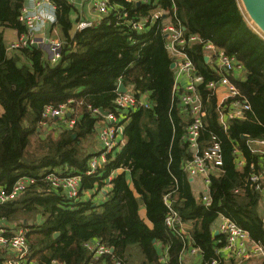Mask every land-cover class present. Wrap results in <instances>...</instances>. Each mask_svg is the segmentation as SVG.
I'll list each match as a JSON object with an SVG mask.
<instances>
[{"label": "trees", "instance_id": "trees-1", "mask_svg": "<svg viewBox=\"0 0 264 264\" xmlns=\"http://www.w3.org/2000/svg\"><path fill=\"white\" fill-rule=\"evenodd\" d=\"M26 0H0V190L10 191L17 180L32 179L15 200L0 203V221L6 232L26 230L29 254L24 264H90L84 243L99 240L113 253L97 264H111V256L124 264H186V246L165 225L168 209L163 198L187 226L190 246L199 251L200 264H242L224 261L217 251L225 239L215 233L219 216L231 219L250 239L264 249V224L259 211L261 194L249 186L259 159L247 147V139L264 140V37L248 25L239 0H150L149 4L110 0V10L94 26L74 30L79 22L69 0H50L62 43V56L55 65L44 59L40 48L7 51L3 33H25L18 17ZM186 35L210 41L238 60L242 79H233L250 106L242 120H231L227 129L218 122L216 99L206 89L215 80L205 64L202 45H192L189 56L204 78L199 93L206 110L202 140L217 137L222 165L210 176L207 209L203 193L193 191L183 170L187 158L181 141L183 117L177 103L171 105L173 70L165 49L164 21L173 13ZM163 14L146 31L137 33L127 21ZM122 13L128 17L123 19ZM123 83L139 99L146 94L150 108L126 114L125 144L95 175L85 176L92 157L89 147L102 116L92 110L114 112L117 86ZM67 105L76 111L72 129H62L56 138L36 136V125L45 106ZM87 145L84 146V143ZM245 165L238 169L233 150ZM111 188L101 204L92 200L69 201L60 190H51L42 180L47 173L81 175L82 189L101 190L103 180ZM130 175V184L125 172ZM144 207L145 218L139 214ZM39 215L42 223H35ZM58 233V236H54ZM5 236H10L6 233ZM6 259L0 253V264ZM264 264V258L262 260Z\"/></svg>", "mask_w": 264, "mask_h": 264}, {"label": "built area", "instance_id": "built-area-1", "mask_svg": "<svg viewBox=\"0 0 264 264\" xmlns=\"http://www.w3.org/2000/svg\"><path fill=\"white\" fill-rule=\"evenodd\" d=\"M79 1L80 4L87 1L99 19L94 22L80 21L75 26L76 30L94 26L110 10L108 4L110 0ZM125 1L143 5L150 2V0ZM163 14L165 12L162 10L155 9L149 16L141 17L135 22H127L134 31L141 33L153 25ZM120 17L125 19L128 15L127 13H122ZM18 21L25 27V33L19 35L20 37L7 47V51L12 52L35 45L36 48H40L43 51L44 58L50 65L57 64L62 56V43L59 39L44 38L42 34L47 24L55 23V6L50 0H26V4L20 11ZM161 32L165 35V49L171 58V64H173L171 105L177 103L180 106L184 119L181 141L186 145L188 155L186 159L189 160L184 162L183 170L191 179H203L205 191L201 201L207 209L211 205V199L208 195L209 179L222 165V153L216 136L211 135L206 141L201 139L206 110L198 89L205 80L197 72L188 51L192 45H202L205 64L216 76V79L207 82L205 87L211 91V94L216 99L218 122L224 130L227 129L229 121L242 120L245 117V113L250 111L249 104L232 82L233 79L243 78L244 68L234 56L227 54L210 41H203L197 35H186L181 22L176 17L174 5L172 16L164 21ZM183 80L186 81L184 86L182 85ZM137 108H150L146 94L141 95L137 99L129 88H127L125 93L117 94L114 100V112L102 116V120L97 126L100 129L96 133L100 149L92 154L88 161L87 170L84 173L85 176L95 175L108 162L109 157H112L122 149L125 144L124 129L128 121L126 114ZM92 113L100 115L96 109H93ZM75 114L76 111L67 105H61L57 108L45 106L36 125L39 136L42 138L46 136L47 129L51 127L53 120H62L65 125L63 129H72L76 123V120L72 118ZM245 144L252 155L261 159L257 170H255L254 164L250 165V169L253 172L248 181L249 186L261 194L263 203L262 222L264 224V140L247 139ZM233 154L236 167L241 169L246 161L237 148L233 150ZM110 179L111 176L108 181ZM42 180L51 190H60L69 201H83L82 197L84 195L96 189L84 191L82 189V177L78 174L60 175L51 172L43 175ZM31 183H33L32 179L21 178L16 181L10 191L1 189L0 203L15 200ZM88 195L91 194L88 193ZM168 197L167 195L163 198L168 209L165 225L184 241L186 246L182 253V260L184 261L186 255H198L199 251L190 246L184 225L179 215L172 209ZM217 232L225 239L224 246L217 251L220 258L222 253H226L229 259L241 263L251 261L256 257L264 258L263 247L259 243L252 241L248 233L231 219L219 216ZM6 233L8 232L0 229V249H6V251L11 252V257L6 260L5 264H24L29 254L26 230L17 229V231L9 234L10 236H5ZM84 248L91 254L92 261L90 264H97L100 259L112 254L110 248L99 240L84 243ZM161 262L165 264V259L162 258ZM110 263L124 264L121 259H115L114 256H111ZM211 264H216V262L213 261Z\"/></svg>", "mask_w": 264, "mask_h": 264}, {"label": "crops", "instance_id": "crops-1", "mask_svg": "<svg viewBox=\"0 0 264 264\" xmlns=\"http://www.w3.org/2000/svg\"><path fill=\"white\" fill-rule=\"evenodd\" d=\"M69 1L76 7V9L78 11L79 22L80 21L94 22L97 19H99L95 15V13L93 12L92 8L87 5V2L84 1V2H82L80 4L79 0H69ZM25 4H26V2H25ZM74 30H75V27H74ZM42 34H43L44 38H55L54 36H55V34L58 35V32H57L56 28L53 26V24H47L46 28H44V31L42 32ZM3 35H4V41H5V39L7 37L8 38L10 37L11 40H10L9 45L12 42L16 41V39H18L20 37L13 30L4 31ZM5 44L8 46V44L6 42H5ZM185 83H186V81L183 80L182 85L184 86ZM2 112L3 111H2V109L0 107V115L2 114ZM64 127H65L64 121H62V120H53L52 123H51V127H49L47 129L48 132H47L46 136L50 133V135H52L53 138H56ZM36 136L39 137V138H42V137L39 136V132H37V129H36ZM99 149H100V147H99L97 138L95 136L94 140L91 143V146L89 147V152L91 154H94V153L98 152ZM121 173H122L121 170H117L111 175V178H114L116 175L121 174ZM125 176H126L127 182L130 184V175H129V173L127 171L125 172ZM190 181L192 182V186H193L192 188H193V191L195 193H197V192L203 193L205 191V186H204V182H203L202 178H194V179H191ZM94 188H96V187H94ZM110 188H111L110 180L108 181V178L104 179L103 180V185L101 186L100 192L96 188L95 190H93L91 192H88L91 195H88V193L86 195H84L82 197V200L83 201L92 200L95 204H101L106 199V195L109 192ZM259 211H260V214H261V217H262V214H263V203H262V201H260V203H259ZM139 214H140V216L142 218H145V210H144V207L142 205H140ZM35 223H37V224H41L42 223L41 216L37 215L35 217ZM4 225H5L4 221H0V228H3ZM218 225H219V218H218V220H217V222L215 224V231H217ZM184 230L187 231V226L186 225H184ZM15 231H17V230L13 228L10 231H8V234H12ZM0 253H1L2 257H4L6 260L11 257V252L10 251H6V249H0ZM221 258L224 261H229L230 260L227 257L226 253H222ZM262 260H263L262 258L256 257V258H254L251 261L242 262V264H262ZM184 262H186V264H200L201 258L199 256V254L198 255H194V256L186 255L185 258H184Z\"/></svg>", "mask_w": 264, "mask_h": 264}, {"label": "water", "instance_id": "water-1", "mask_svg": "<svg viewBox=\"0 0 264 264\" xmlns=\"http://www.w3.org/2000/svg\"><path fill=\"white\" fill-rule=\"evenodd\" d=\"M241 6L247 16V18L255 25L257 30L264 37V0H239ZM138 5V3H136ZM36 48V46H33ZM170 68L173 69V64L170 65ZM127 91V88L123 83H119L117 86V94H122ZM101 116H106L107 113L102 109L99 110ZM100 131L99 128L96 129V133ZM191 180V179H190ZM215 236L218 235V232L215 231ZM58 236V233L54 235ZM110 252L113 253V249H110Z\"/></svg>", "mask_w": 264, "mask_h": 264}, {"label": "rangeland", "instance_id": "rangeland-1", "mask_svg": "<svg viewBox=\"0 0 264 264\" xmlns=\"http://www.w3.org/2000/svg\"><path fill=\"white\" fill-rule=\"evenodd\" d=\"M85 2H87V1H85ZM87 5L90 6L88 2H87ZM247 19H248V18H247ZM248 25H249L253 30H255V29H254V28H256L255 25H254L249 19H248ZM256 29H257V28H256ZM3 37H4V35H3ZM54 37H55V39H57L59 36L55 34ZM58 39H59V38H58ZM10 40H11L10 37H9V38L7 37V38L5 39L4 42H6V43L8 44V46H9ZM6 46H7V45H6ZM8 46H7V47H8ZM48 135H50V133H49ZM86 145H87V142L84 143V146H86Z\"/></svg>", "mask_w": 264, "mask_h": 264}]
</instances>
